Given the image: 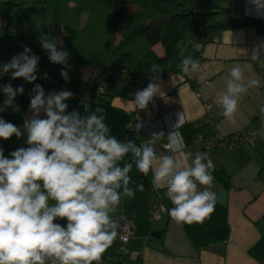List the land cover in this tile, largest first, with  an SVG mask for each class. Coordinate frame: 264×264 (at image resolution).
I'll list each match as a JSON object with an SVG mask.
<instances>
[{"label":"clouds","instance_id":"1","mask_svg":"<svg viewBox=\"0 0 264 264\" xmlns=\"http://www.w3.org/2000/svg\"><path fill=\"white\" fill-rule=\"evenodd\" d=\"M253 12L264 17V0H246V13ZM42 43L51 62L66 64L67 51L57 50L55 41L44 39ZM261 49L264 42L252 49L253 60L259 59ZM38 59L25 47L23 53L2 66L0 75L10 72L12 79L33 82L37 80ZM159 67L152 64L153 71ZM179 67L188 75L200 68V61L189 55ZM60 74L69 79L67 71L62 69ZM229 76L227 92L218 102L225 119L235 123L238 97L248 89L240 83L244 76L239 66L231 67ZM159 81L160 77L154 76L147 87L130 94L135 110H145L161 94ZM250 85L258 86L259 81L253 79ZM24 91L23 86L14 88L10 83L0 88L6 97L0 112L12 107L16 96ZM29 95L32 115L25 118L23 131L0 116V139L21 138L26 133L28 145L9 156L0 146V264H99L118 236V225L111 214L122 197L133 198L136 191H144L143 184L129 187L132 163L120 167L117 161L131 152L136 169L147 176L157 159L154 145L164 134L153 133L140 146L131 140L121 143L116 136L108 135L104 115L96 114L104 112L100 105L81 118L75 110L66 113L65 101L74 95L71 91L45 97L43 87L36 84ZM41 110L46 118L40 117ZM183 122V113H176L165 145L181 158L161 156L159 166L152 171L151 184L154 190L165 189L173 205L166 211L173 221L202 224L210 219L217 203V194L212 191L215 164L207 154L193 156L185 151L187 145L178 130ZM143 123H135V128L140 130ZM190 157L191 164L185 167ZM58 218L66 220V226L55 222Z\"/></svg>","mask_w":264,"mask_h":264},{"label":"crops","instance_id":"2","mask_svg":"<svg viewBox=\"0 0 264 264\" xmlns=\"http://www.w3.org/2000/svg\"><path fill=\"white\" fill-rule=\"evenodd\" d=\"M10 1L22 2V5L0 3V69L4 64L10 63L14 56L23 53L25 47L34 54L32 44L38 40H34V28L29 30L27 21L22 25H15L6 17H19L24 5L33 11L34 0ZM211 2L218 11L227 10L231 14L249 17L258 22L244 27L217 30L200 37H189L190 43L183 45L179 54L182 59L189 55L198 59L200 68L188 75L164 72L159 81L162 92L145 110L134 109L130 102L134 96L130 94L147 87L153 77L131 78L128 74H122L100 92L97 104L103 107L104 112L96 114L104 115L105 123L109 127L108 135L116 136L121 143L131 140L138 142L140 146L151 139L153 133L163 132V137L154 145L157 159L147 175L150 182L152 171L159 166L161 156L181 158L164 148L167 134L172 130L171 125L176 122V113L184 115V122L178 130L186 142L185 151L193 153V156L199 147L195 142L196 135L210 134L211 123L223 135H230L243 128L252 132L256 136L252 145H238L230 150L211 151L208 154L215 164L212 191L218 196L224 190L222 203L226 206L228 237L223 242L194 248L183 225L173 221L166 212V206L170 208L173 205L165 196V189L145 187L140 172L135 167V158L129 152L122 160L117 161V166L123 167L125 163H132L129 187L135 189L137 185L143 184L144 191H136L133 198L122 197L117 210L111 215L116 223L120 218L126 219L133 228V235L125 245L115 239L104 252L99 264H264V114L261 113V108L264 107V74L260 71L264 64V49L259 51V59H252V49L264 42V17L254 12L246 13V0ZM224 16L223 12L219 13L215 20H222ZM194 43L200 44V48ZM154 49L158 55L163 54L160 45H156ZM233 66L242 69L244 78L240 83L248 89L246 94L238 97L235 123L225 119L222 106L218 102V98L227 92V80ZM92 72L91 67L81 69L83 78L90 76ZM253 79L259 81L258 86L250 85ZM42 80L43 72L33 82H26L23 78L12 79L10 72L0 75L3 86L10 83L14 88L23 86L25 89L22 95L16 96L13 106L0 112V116L5 117L25 106L21 119L15 123L23 131L25 118L32 115L29 94L36 84L43 87L45 97L53 92L69 91L65 87L45 88ZM86 93L87 97H91L96 91ZM80 97L65 101L68 105L66 113L75 110L84 118L95 110L97 104L92 106L82 100L84 97ZM5 98L0 92V104H3ZM152 103L157 106L156 112L152 109ZM206 104L210 105L209 110H206ZM40 117L46 118L43 110ZM140 121L144 122L143 127L137 130L135 123ZM124 130L128 132L124 133ZM26 139V133L21 138L12 136L8 140L0 139L4 155L19 147H27ZM191 158L184 164L185 167L191 164ZM152 214H158L159 217L153 219ZM259 221H262V225ZM55 222L62 226L67 224L66 220L59 218ZM156 230H160L158 237L152 236V232ZM122 247L126 251L121 250Z\"/></svg>","mask_w":264,"mask_h":264},{"label":"trees","instance_id":"3","mask_svg":"<svg viewBox=\"0 0 264 264\" xmlns=\"http://www.w3.org/2000/svg\"><path fill=\"white\" fill-rule=\"evenodd\" d=\"M43 2L44 5L42 2L40 4L41 36L32 44L34 55L39 57L38 64L43 72L41 83L45 88L65 87L74 94L70 99L82 96V100L92 106L100 100L99 85H108L122 74H128L131 78L161 77L164 72L183 74L179 67L182 60L179 50L190 43L189 37H200L217 30L244 27L258 22L249 17L231 14L227 10L218 11L211 0ZM0 3L22 5V2L15 3L10 0H0ZM51 7L54 13L47 18ZM29 10L27 7V11ZM222 12L225 14L224 18L216 21L217 14ZM83 14L87 20L80 24ZM6 17L15 25H22L30 18L28 12L19 17ZM93 24L96 28L94 31L100 33L97 41L93 39V33L91 34ZM81 32L87 38L81 40ZM44 39L55 41L57 50L68 52L66 64L50 61V53L43 48ZM156 45L161 46L163 54L158 55L154 49ZM153 63L160 66L157 71L152 70ZM86 66L92 68L93 74L83 78L81 69ZM62 69L68 72V80L61 76ZM45 74L47 78H44ZM95 91L91 97L84 96L86 92ZM24 110L25 106H21L3 118L15 124L21 119ZM134 143L138 146V142ZM5 156H9V153ZM140 176L145 187L153 188L147 176L141 173ZM163 201L167 204L165 198ZM181 224L196 249L223 242L229 234L224 203L217 202L210 219L202 224Z\"/></svg>","mask_w":264,"mask_h":264},{"label":"built area","instance_id":"4","mask_svg":"<svg viewBox=\"0 0 264 264\" xmlns=\"http://www.w3.org/2000/svg\"><path fill=\"white\" fill-rule=\"evenodd\" d=\"M194 44L197 46V48H200V44ZM260 71L262 74H264V64H262ZM105 85H107V83L99 85L98 92H102ZM2 87L3 85L0 82V88ZM205 108L206 110H209L210 105L206 104ZM152 109L154 112L158 110L155 103H152ZM211 125L212 132L210 134L205 135L199 133L196 135L195 142L199 144V147L195 150V153L208 155L211 151L222 152L225 150H230L238 145H252L255 142L256 136L245 128L237 130L230 135H223L216 130V128L213 126V123H211ZM165 145L166 143L164 144V148L168 150ZM158 217V214L151 215V218L153 219H157ZM117 225L118 236L116 239L125 245L133 235V228L131 224L124 218H120L117 222ZM121 250L126 251V248L122 247Z\"/></svg>","mask_w":264,"mask_h":264},{"label":"rangeland","instance_id":"5","mask_svg":"<svg viewBox=\"0 0 264 264\" xmlns=\"http://www.w3.org/2000/svg\"><path fill=\"white\" fill-rule=\"evenodd\" d=\"M44 0H34V10L32 11L31 9L29 11H27V6L24 5L23 7V11H22V14L25 13V12H28L29 16H30V19L27 20V27L29 30H31L32 28H34V40H37L39 39L41 36V15H42V10H41V7H40V4L42 2V4L44 5ZM26 4V3H25ZM33 7V6H32ZM49 13H47V18L50 17V15H52L54 12H53V8L51 7L50 10L48 11ZM86 19V16L85 14L82 15L81 17V22L80 24H84V22ZM87 20V19H86ZM82 26V25H81ZM92 32L91 34L93 33V39L94 40H99V34L100 33H97V31H94L96 30V28L94 27V24L92 25ZM87 38L86 34L85 33H80V39H85ZM92 43V42H90ZM89 72V70H88ZM36 75H37V78H40L42 76V70L40 68V65L37 63V71H36Z\"/></svg>","mask_w":264,"mask_h":264},{"label":"water","instance_id":"6","mask_svg":"<svg viewBox=\"0 0 264 264\" xmlns=\"http://www.w3.org/2000/svg\"><path fill=\"white\" fill-rule=\"evenodd\" d=\"M223 198H224V190H221L218 193L217 196V202L222 203L223 202ZM169 208V206H166V209ZM167 212V211H166ZM168 214V213H167ZM259 224L262 225V221H259ZM262 232H264V230H262ZM160 235V230H156L152 232V236L158 237Z\"/></svg>","mask_w":264,"mask_h":264}]
</instances>
